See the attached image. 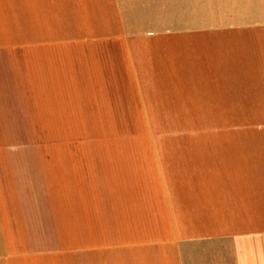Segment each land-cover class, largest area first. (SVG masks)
Wrapping results in <instances>:
<instances>
[{
  "label": "crops",
  "instance_id": "1",
  "mask_svg": "<svg viewBox=\"0 0 264 264\" xmlns=\"http://www.w3.org/2000/svg\"><path fill=\"white\" fill-rule=\"evenodd\" d=\"M0 264H264V0H0Z\"/></svg>",
  "mask_w": 264,
  "mask_h": 264
},
{
  "label": "rangeland",
  "instance_id": "2",
  "mask_svg": "<svg viewBox=\"0 0 264 264\" xmlns=\"http://www.w3.org/2000/svg\"><path fill=\"white\" fill-rule=\"evenodd\" d=\"M132 89H133L132 87L129 88V90H132ZM165 122H166V126L167 127H172V125L174 124L175 120H165ZM178 122H179V120H177V123ZM114 123H115V125H118V126H122V125L125 126V117H123V113L114 112ZM184 125H188L189 126V122L187 124H184ZM152 126H154L153 120H152ZM134 129H135L134 130L135 134H134L133 141L134 142H146L147 136L146 135L144 136V133L146 132L145 120L142 119V118H138L137 115L134 118ZM100 137L101 138H107V136H100ZM118 137H120V136H114V141H116V138H118ZM124 137L126 138L127 136H124ZM100 234L101 233H98V235H100Z\"/></svg>",
  "mask_w": 264,
  "mask_h": 264
}]
</instances>
